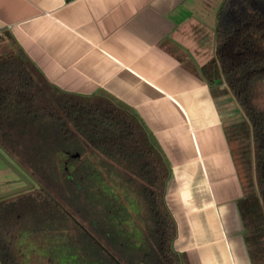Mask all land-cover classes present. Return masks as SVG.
Segmentation results:
<instances>
[{"label":"trees","instance_id":"16d2710c","mask_svg":"<svg viewBox=\"0 0 264 264\" xmlns=\"http://www.w3.org/2000/svg\"><path fill=\"white\" fill-rule=\"evenodd\" d=\"M200 72L246 124L240 157L264 230V0H222ZM0 150L35 184L0 198V264H180L168 168L128 108L59 91L23 53L4 54Z\"/></svg>","mask_w":264,"mask_h":264},{"label":"crops","instance_id":"0c3cea01","mask_svg":"<svg viewBox=\"0 0 264 264\" xmlns=\"http://www.w3.org/2000/svg\"><path fill=\"white\" fill-rule=\"evenodd\" d=\"M221 3L0 0V52L23 53L59 91L105 95L134 113L168 168L162 201L180 264H264L253 238L262 221L234 152L246 124L217 103L223 84L200 72Z\"/></svg>","mask_w":264,"mask_h":264},{"label":"rangeland","instance_id":"374dc122","mask_svg":"<svg viewBox=\"0 0 264 264\" xmlns=\"http://www.w3.org/2000/svg\"><path fill=\"white\" fill-rule=\"evenodd\" d=\"M7 38L5 37V35L1 34L0 36V49L3 46V42L6 41ZM4 55L3 53L0 52V56ZM228 97L230 98V96L228 95ZM227 96L225 97H221V98H217V103L220 104V107L226 112H236V105L234 104V102L232 101V99L229 101L231 102L229 105L225 103V101L222 100V98H228ZM235 111V112H234ZM227 114V113H226ZM226 118H232V116H228L226 115ZM230 125H232L231 123L228 124V126L230 127ZM239 147L240 145H237L236 149L234 150L235 152V158L237 160V163H239V159L241 160V155L239 153ZM241 152V151H240ZM0 155L4 156L7 160L8 158L3 154V152L0 150ZM9 161V160H8ZM10 162V161H9ZM11 163V162H10ZM12 164V163H11ZM13 165V164H12ZM14 166V165H13ZM15 167V166H14ZM16 168V167H15ZM243 168V167H242ZM0 169L2 170V172H0V180L4 177H7V179H9V182L7 183H0V192L6 191L8 189H13L16 187H19L22 185V181L20 179H18L17 175L10 169L8 168L0 159ZM17 169V168H16ZM18 171V170H17ZM28 180V178H26ZM30 184H32L33 186L35 185L33 182L29 181ZM120 204V202H119ZM126 207V206H123ZM137 209V207H134V211ZM126 212L127 208L125 209ZM257 222L254 221L253 225H255ZM253 238H254V242L257 245V250L260 252H257L261 255V258L264 260V235H262L260 228L258 230H255L253 232ZM255 248V247H254Z\"/></svg>","mask_w":264,"mask_h":264},{"label":"water","instance_id":"95a60500","mask_svg":"<svg viewBox=\"0 0 264 264\" xmlns=\"http://www.w3.org/2000/svg\"><path fill=\"white\" fill-rule=\"evenodd\" d=\"M0 159L8 168H10L17 175L18 179L22 181L21 186L0 192V198L25 191L31 187V184L29 183V181L24 176H22L20 172L17 171V169L4 156L0 155Z\"/></svg>","mask_w":264,"mask_h":264}]
</instances>
